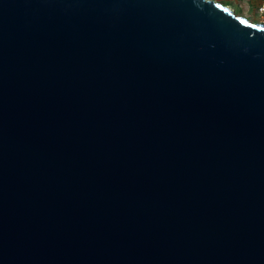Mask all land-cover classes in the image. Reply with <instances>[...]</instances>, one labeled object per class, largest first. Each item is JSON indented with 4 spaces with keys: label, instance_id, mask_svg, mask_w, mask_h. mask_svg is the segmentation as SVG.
<instances>
[{
    "label": "water",
    "instance_id": "1",
    "mask_svg": "<svg viewBox=\"0 0 264 264\" xmlns=\"http://www.w3.org/2000/svg\"><path fill=\"white\" fill-rule=\"evenodd\" d=\"M0 264H264V23L0 0Z\"/></svg>",
    "mask_w": 264,
    "mask_h": 264
},
{
    "label": "rangeland",
    "instance_id": "2",
    "mask_svg": "<svg viewBox=\"0 0 264 264\" xmlns=\"http://www.w3.org/2000/svg\"><path fill=\"white\" fill-rule=\"evenodd\" d=\"M222 4H228L237 15L246 17L254 23H264V13L260 9L255 10L258 6L249 5V0H215Z\"/></svg>",
    "mask_w": 264,
    "mask_h": 264
},
{
    "label": "trees",
    "instance_id": "3",
    "mask_svg": "<svg viewBox=\"0 0 264 264\" xmlns=\"http://www.w3.org/2000/svg\"><path fill=\"white\" fill-rule=\"evenodd\" d=\"M249 5L251 7V5L253 6H258L255 10L260 9L263 5H264V0H249ZM228 5V4H225Z\"/></svg>",
    "mask_w": 264,
    "mask_h": 264
},
{
    "label": "built area",
    "instance_id": "4",
    "mask_svg": "<svg viewBox=\"0 0 264 264\" xmlns=\"http://www.w3.org/2000/svg\"><path fill=\"white\" fill-rule=\"evenodd\" d=\"M261 13H264V5L260 8Z\"/></svg>",
    "mask_w": 264,
    "mask_h": 264
},
{
    "label": "bare ground",
    "instance_id": "5",
    "mask_svg": "<svg viewBox=\"0 0 264 264\" xmlns=\"http://www.w3.org/2000/svg\"><path fill=\"white\" fill-rule=\"evenodd\" d=\"M249 20V19H248ZM250 21V20H249ZM252 22V21H251ZM252 23H254V22H252ZM257 24V23H256Z\"/></svg>",
    "mask_w": 264,
    "mask_h": 264
}]
</instances>
